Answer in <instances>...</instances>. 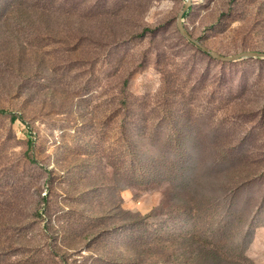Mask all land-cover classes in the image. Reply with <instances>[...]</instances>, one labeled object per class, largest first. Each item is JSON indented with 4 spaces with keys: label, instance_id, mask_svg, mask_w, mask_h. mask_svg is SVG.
<instances>
[{
    "label": "rangeland",
    "instance_id": "rangeland-1",
    "mask_svg": "<svg viewBox=\"0 0 264 264\" xmlns=\"http://www.w3.org/2000/svg\"><path fill=\"white\" fill-rule=\"evenodd\" d=\"M187 2L0 0V264H264V58Z\"/></svg>",
    "mask_w": 264,
    "mask_h": 264
},
{
    "label": "water",
    "instance_id": "water-1",
    "mask_svg": "<svg viewBox=\"0 0 264 264\" xmlns=\"http://www.w3.org/2000/svg\"><path fill=\"white\" fill-rule=\"evenodd\" d=\"M189 1L190 0H188V2L186 4V8L179 14V17H178V27L185 37H187L189 40L197 43L199 46H201L203 48L204 51H206L208 54H210L211 56H213L214 58H216L218 60L229 62V61H235V60L241 59V58H258V57L264 58V52H258V51L243 52V53H240V54H237L234 56H223V55L219 54L218 52L211 50L209 48H206L203 45H201L199 42H197L192 37V35L188 32V30L186 29V27L184 25V14H185V11L188 7Z\"/></svg>",
    "mask_w": 264,
    "mask_h": 264
},
{
    "label": "trees",
    "instance_id": "trees-1",
    "mask_svg": "<svg viewBox=\"0 0 264 264\" xmlns=\"http://www.w3.org/2000/svg\"><path fill=\"white\" fill-rule=\"evenodd\" d=\"M187 14H188V12L184 14V17H185ZM217 245H218V244H217ZM220 246H222V245H220ZM217 252H218V251H217ZM246 261H247V257H246L245 255H243V256H239L238 259L232 258V259L229 261V264H245ZM250 264H251V262H250Z\"/></svg>",
    "mask_w": 264,
    "mask_h": 264
}]
</instances>
